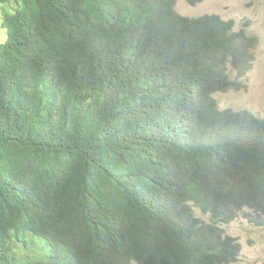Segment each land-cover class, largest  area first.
I'll use <instances>...</instances> for the list:
<instances>
[{
  "label": "trees",
  "instance_id": "16d2710c",
  "mask_svg": "<svg viewBox=\"0 0 264 264\" xmlns=\"http://www.w3.org/2000/svg\"><path fill=\"white\" fill-rule=\"evenodd\" d=\"M176 3L0 0V264L235 259L215 225L264 213V118L214 96L256 39Z\"/></svg>",
  "mask_w": 264,
  "mask_h": 264
},
{
  "label": "rangeland",
  "instance_id": "374dc122",
  "mask_svg": "<svg viewBox=\"0 0 264 264\" xmlns=\"http://www.w3.org/2000/svg\"><path fill=\"white\" fill-rule=\"evenodd\" d=\"M176 11L184 16L199 17L217 14L223 20H233L234 31L242 28L245 35L256 39L252 48L254 60L244 78V89H233L215 95L220 109H247L264 118V0H203L190 5L177 0ZM0 38H5L3 31ZM195 216L209 222L208 215H202L194 208ZM227 235L238 238L242 251L236 264H264V215L260 226L249 222L241 214L235 221L221 225Z\"/></svg>",
  "mask_w": 264,
  "mask_h": 264
},
{
  "label": "clouds",
  "instance_id": "9594fccd",
  "mask_svg": "<svg viewBox=\"0 0 264 264\" xmlns=\"http://www.w3.org/2000/svg\"><path fill=\"white\" fill-rule=\"evenodd\" d=\"M244 78H245V77H244ZM244 87H245V84H244ZM244 87H243L242 89H244ZM231 90H233V89H231ZM238 90H241V89H238ZM225 93H226V92H225ZM218 94H219V93H218ZM214 97H215V96H214ZM217 103H218V101H217ZM227 109H231V108H227ZM233 110H234V109H233ZM240 110H243V109H240ZM246 110H247V109H246ZM197 209H199V208H197ZM193 210H194V209H193ZM199 211H200V210H199ZM200 213H201L202 215H208V217H210L209 214H203L201 211H200ZM241 214H242V215L244 216V218H246L249 222H251V223H253V224H255V225H258V226H260L261 218H262V216L264 215V213H256V212H254V211H253L252 209H250L249 207H243L240 211L237 212L236 216H235L230 222H226V223H218L217 225H215V226L218 228V230H220V231L223 233V236H228V237L234 238V239H235L234 243L237 244L238 247H239V250H238V253H237L235 259L232 260V261H230V262L223 263V264H236V263L238 262V260H239V257H240L241 251H242V247H241V244H240L238 238L233 237V236H230V235H227V234L225 233L224 229L221 227V225H225V224H228V223H231V222L235 221V220H236ZM205 222H206V221H205ZM206 223L210 224V223H211L210 219H209V222H206Z\"/></svg>",
  "mask_w": 264,
  "mask_h": 264
}]
</instances>
